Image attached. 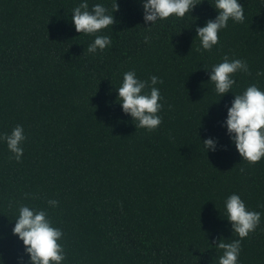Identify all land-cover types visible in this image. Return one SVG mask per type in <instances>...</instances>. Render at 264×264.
Segmentation results:
<instances>
[{"label": "trees", "instance_id": "1", "mask_svg": "<svg viewBox=\"0 0 264 264\" xmlns=\"http://www.w3.org/2000/svg\"><path fill=\"white\" fill-rule=\"evenodd\" d=\"M83 2L0 0V135L21 125L27 137L20 162L0 140L3 264L30 261L12 231L20 205L46 210L62 230L63 264H219L216 242L240 239L226 219L232 194L261 213L239 264H264V158L243 160L226 126L234 95L264 90V0H240L245 22L230 20L211 51L196 28L217 17L215 0L154 25L144 0H117V23L100 33L112 44L95 54L86 51L95 36L71 21ZM86 2L111 12L114 0ZM224 56L246 61L251 75L237 73L222 97L209 71ZM130 70L163 80L156 131L137 129L118 103Z\"/></svg>", "mask_w": 264, "mask_h": 264}, {"label": "clouds", "instance_id": "2", "mask_svg": "<svg viewBox=\"0 0 264 264\" xmlns=\"http://www.w3.org/2000/svg\"><path fill=\"white\" fill-rule=\"evenodd\" d=\"M200 4L202 3L199 0H144V21L154 25L158 20H167L172 16L184 18L186 14L191 15ZM214 8L218 12L217 17L214 20L209 19L204 27L196 28L197 38L202 48L207 51L218 45L219 33L228 27L230 20L236 23L245 22V8L240 0H215ZM119 11L117 0H114L111 12L102 4H95L89 10L86 0L73 9L71 21L76 31L95 36L94 42L86 50L88 53L95 54L98 50L103 52L111 46V38L100 33L110 27L113 29L117 23L114 13ZM147 28L151 30V27ZM150 39L146 36L145 43ZM241 72L251 75L247 62L241 59L224 56L221 63L213 65L209 74L216 93L222 97L231 93L236 84L234 76ZM257 76H264V72H257ZM162 83L163 80L157 76H152L149 83L147 80H140L135 71L130 70L123 74L122 85L116 89L118 103L123 112L133 118L137 129L153 132L163 123L159 115L164 107L161 103L163 97L156 87ZM234 96L226 120L228 135L243 160L255 165L264 158V90L252 84L242 94ZM26 139L21 125H16L10 134L0 135V140L6 142L17 162H20L24 155L23 144ZM203 144L207 153L209 150L215 152L218 141L209 138L204 140ZM240 170L244 171L243 168ZM48 205L58 207L59 201L49 200ZM225 207L226 219L231 223L233 233L240 239L232 242L219 239L216 242V248L222 250L219 264H239L241 241L259 227L261 213L249 210L245 201L237 194H232L226 199ZM12 231L13 235L23 242L25 252L30 257L29 264H63L66 259L64 247L60 243L64 234L60 228L53 226L46 210L20 205ZM0 264H3L2 255Z\"/></svg>", "mask_w": 264, "mask_h": 264}]
</instances>
